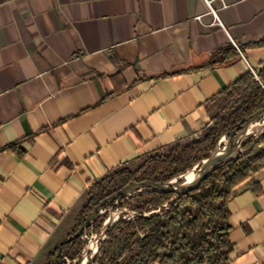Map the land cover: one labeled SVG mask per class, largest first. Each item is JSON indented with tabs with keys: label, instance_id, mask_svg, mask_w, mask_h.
Here are the masks:
<instances>
[{
	"label": "crops",
	"instance_id": "1",
	"mask_svg": "<svg viewBox=\"0 0 264 264\" xmlns=\"http://www.w3.org/2000/svg\"><path fill=\"white\" fill-rule=\"evenodd\" d=\"M260 43L264 0H0V264H43L93 182L200 140ZM229 210L232 264H264V168Z\"/></svg>",
	"mask_w": 264,
	"mask_h": 264
},
{
	"label": "trees",
	"instance_id": "2",
	"mask_svg": "<svg viewBox=\"0 0 264 264\" xmlns=\"http://www.w3.org/2000/svg\"><path fill=\"white\" fill-rule=\"evenodd\" d=\"M256 46H264V43ZM240 57L237 48L229 45L197 69L226 66ZM258 77L252 72L245 74L207 103L211 123L203 129L201 140L189 144L177 143L163 152L149 156L137 171L117 169L93 182L71 235L78 231L79 226L102 201L127 185L146 180L170 182L208 159L227 133L242 125L246 118L264 110V70L258 73ZM215 108L217 112L213 114ZM262 143L264 134L258 144ZM251 144L252 141L246 149ZM17 148V144L7 147L19 152ZM263 168L264 149L255 154L252 150L238 160L221 165L199 189L175 201L174 193L156 191L123 198L121 201L140 216L133 221H120L108 229L109 248L123 236L129 241L120 255L129 254L127 261L113 258L109 259V264H232V227L229 222L231 193L235 187ZM183 182L180 181V184ZM107 218V215L100 216L89 233H98ZM84 245L82 238L65 244L62 252L58 245L43 264H67L68 258L76 260L81 257ZM69 250L74 252L72 256H69ZM107 257L108 253L105 254Z\"/></svg>",
	"mask_w": 264,
	"mask_h": 264
},
{
	"label": "water",
	"instance_id": "3",
	"mask_svg": "<svg viewBox=\"0 0 264 264\" xmlns=\"http://www.w3.org/2000/svg\"><path fill=\"white\" fill-rule=\"evenodd\" d=\"M260 123L262 126L255 134H248V130L251 126ZM264 134V110L258 111L251 117L246 118L242 125H239L235 130L227 133L219 143L218 148L211 154V156L199 166V169L194 168L191 171H195V177L190 184H186L184 181V175L174 179L170 182L161 183L151 180L135 181L123 189L119 190L114 195L110 196L106 200L102 201L86 218V220L79 226L78 231L68 237L66 240L59 244L60 252H62L63 246L69 244L78 238H82L85 245L81 257L75 260L74 264H86L90 257L91 263H93L97 256L99 249L98 244L104 242L107 237V231L109 228L115 226L119 220L116 215L121 214L120 210L114 211L116 206H120V202L123 198H129L136 196L143 192H161V193H174L175 197L173 201L179 197L193 192L200 188L201 184L221 165L226 164L233 160H238L242 155H246L251 152L256 145H258L261 136ZM244 138V139H243ZM252 141V145L249 149H246L247 144ZM188 173V172H187ZM186 173V174H187ZM180 181H184L180 184ZM114 203V204H113ZM113 204V205H112ZM109 212V216L105 221L103 227L98 233H95V237L87 242L89 229L93 226V223L104 213ZM152 212L151 214H154ZM129 219L133 217H139L137 212H131ZM150 215V214H147ZM146 215V216H147ZM125 220V219H124ZM128 220V219H127ZM94 242L96 251L89 249V245Z\"/></svg>",
	"mask_w": 264,
	"mask_h": 264
},
{
	"label": "rangeland",
	"instance_id": "4",
	"mask_svg": "<svg viewBox=\"0 0 264 264\" xmlns=\"http://www.w3.org/2000/svg\"><path fill=\"white\" fill-rule=\"evenodd\" d=\"M216 112H217V109L215 108L214 111H213V114H216ZM202 137H203V133H202ZM202 137H201V139H202ZM251 141H253V139ZM262 149H264V143H262L260 145L259 144L256 145L254 147V149H253L254 154L260 152ZM147 159L148 158L142 159L140 162H138V163H136L134 165H131V166L128 165L127 167H124V168H121V169H129V170H132V171H137L146 163ZM204 161L205 160H203L200 164L196 165L194 168L199 169V166H201L204 163ZM139 178H141V174L139 175ZM119 205L120 206H116L114 211L120 210L121 214H119L118 220H119V222L120 221H125V220H127L130 217V215H131L130 213L134 212V211L130 207L126 206L125 203L122 202V201L120 202ZM133 206H134V202L131 203V207H133ZM104 215L109 216V212L104 213L103 217H104ZM94 234L95 233H93V234L89 233L88 234L87 242L94 238L93 237ZM128 242H129L128 238L123 236L118 241H116L114 243V246L112 248H109V240L106 237L104 242H100L98 244V247H101V248L99 249V252H98L97 256L95 257L93 263H91V259L89 257L87 262H86V264H109V259H113V258H118L119 261H121V262L127 261L128 257H129V254H126L124 256H120V255H121V252L124 249L125 245L128 244ZM73 253L74 252H72L70 250L68 251L69 256H72ZM106 253H108V257L107 258H105V254ZM68 261H70V263L67 262V264H74L75 263V260H71L70 258H68Z\"/></svg>",
	"mask_w": 264,
	"mask_h": 264
},
{
	"label": "bare ground",
	"instance_id": "5",
	"mask_svg": "<svg viewBox=\"0 0 264 264\" xmlns=\"http://www.w3.org/2000/svg\"><path fill=\"white\" fill-rule=\"evenodd\" d=\"M261 124L260 123H257L253 126H251L248 130V134H255L260 128H261ZM244 139V138H243ZM184 181L186 182V184H190L191 181L194 179L195 177V171H190L188 172L187 174H185L184 176ZM119 215H116V217H118ZM89 249L93 250V251H96V246H95V243L92 242L90 245H89Z\"/></svg>",
	"mask_w": 264,
	"mask_h": 264
},
{
	"label": "built area",
	"instance_id": "6",
	"mask_svg": "<svg viewBox=\"0 0 264 264\" xmlns=\"http://www.w3.org/2000/svg\"><path fill=\"white\" fill-rule=\"evenodd\" d=\"M209 3V6H210V8H211V11L216 15V11L212 8V5H211V2H208ZM201 17H199V19H200ZM249 67H250V69H251V72L255 75V77L257 78V79H259V77H258V73L249 65ZM136 217H133L132 219H129L128 218V220L127 221H133L134 219H135ZM92 234H93V232H92ZM93 237H95V234L93 235ZM67 260V262L68 263H70V261H68V259H66Z\"/></svg>",
	"mask_w": 264,
	"mask_h": 264
}]
</instances>
